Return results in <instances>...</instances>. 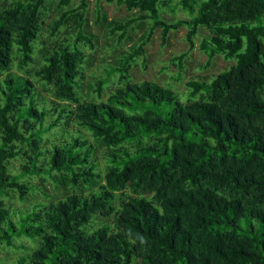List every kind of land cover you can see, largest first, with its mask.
Wrapping results in <instances>:
<instances>
[{
    "label": "trees",
    "instance_id": "trees-1",
    "mask_svg": "<svg viewBox=\"0 0 264 264\" xmlns=\"http://www.w3.org/2000/svg\"><path fill=\"white\" fill-rule=\"evenodd\" d=\"M48 1L0 0V249L35 241L11 264H264V0H94L127 47L87 95L89 0L51 19ZM174 7L187 18L164 20ZM180 27L179 67L201 29L207 62H234L185 101L129 77L155 29Z\"/></svg>",
    "mask_w": 264,
    "mask_h": 264
},
{
    "label": "rangeland",
    "instance_id": "rangeland-1",
    "mask_svg": "<svg viewBox=\"0 0 264 264\" xmlns=\"http://www.w3.org/2000/svg\"><path fill=\"white\" fill-rule=\"evenodd\" d=\"M57 0H49L47 2V17L51 19L55 17V5ZM78 0L73 2V6L77 5ZM94 0H89L87 18L89 19L88 31L96 38V47L94 50L87 51L88 59L87 63L82 67L83 82L82 86L87 95V89L89 84L96 78H106L107 71L110 70L111 65L114 64L116 56L126 49L127 46H117L115 38L102 28L96 27L94 22ZM100 5L102 10L106 13L110 19H124L129 15L123 6H117L116 4H106L101 1ZM174 11L170 9L161 12L164 20L172 19H186L187 14L174 7ZM149 27L147 25L146 29ZM142 31H137L134 36V40L138 39ZM187 29L180 27L175 31H171L165 42L160 40V29H155L152 33L150 42L144 46L145 55L143 58L138 59L137 63L129 70V77L133 82L141 81H154L157 84L168 87L173 90L182 101L186 94V83L191 80H205L210 81L212 77L218 73L228 69L233 65L232 60H224L220 55L214 56L209 62L207 57L198 50L197 45L202 37L206 36L205 30H200L199 34L195 38V48L188 53V55L182 60V65L179 67L178 62L174 59L181 53L187 50V44L185 41V35ZM116 81V76L110 78V83L104 90V93L110 92ZM16 165L17 163L14 162ZM33 182H37L34 179ZM51 186L47 187V192L52 194ZM31 200V198H30ZM21 207L28 206V203L20 204ZM15 203L14 216L18 217V210L20 207ZM20 207V208H21ZM17 248H2L0 249V264H11L16 260L18 256H24L29 252V248L35 247V241L31 239H19L15 241ZM23 248H20L23 246Z\"/></svg>",
    "mask_w": 264,
    "mask_h": 264
}]
</instances>
